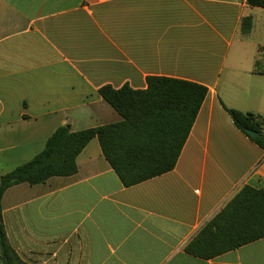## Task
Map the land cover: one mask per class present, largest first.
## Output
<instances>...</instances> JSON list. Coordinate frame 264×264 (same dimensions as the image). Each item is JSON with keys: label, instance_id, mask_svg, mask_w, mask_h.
Returning <instances> with one entry per match:
<instances>
[{"label": "crops", "instance_id": "1", "mask_svg": "<svg viewBox=\"0 0 264 264\" xmlns=\"http://www.w3.org/2000/svg\"><path fill=\"white\" fill-rule=\"evenodd\" d=\"M258 14L247 0H0V176L62 126L121 122L103 86L146 90L158 76L208 88L173 171L125 187L94 138L75 175L7 190L4 225L24 262L264 264V238L210 260L186 252L243 187L264 190V149L224 107L264 117Z\"/></svg>", "mask_w": 264, "mask_h": 264}, {"label": "trees", "instance_id": "2", "mask_svg": "<svg viewBox=\"0 0 264 264\" xmlns=\"http://www.w3.org/2000/svg\"><path fill=\"white\" fill-rule=\"evenodd\" d=\"M264 9V0H247ZM254 19H242L241 29L249 36ZM259 68V62H256ZM258 73L264 71L258 69ZM146 90L129 85L99 90L100 96L121 117L119 123L80 132L62 126L45 149L13 172L0 176V249L3 264H27L10 244L3 220L2 199L10 188L27 183H46L53 177L78 172L77 159L98 138L104 157L125 187H131L175 169L194 123L208 95L204 85L181 79L151 76ZM236 127L264 149V117L224 106ZM249 131L256 132L252 137ZM264 238V190L243 187L233 199L187 245L190 255L210 260Z\"/></svg>", "mask_w": 264, "mask_h": 264}, {"label": "rangeland", "instance_id": "3", "mask_svg": "<svg viewBox=\"0 0 264 264\" xmlns=\"http://www.w3.org/2000/svg\"><path fill=\"white\" fill-rule=\"evenodd\" d=\"M264 32V14H258V23L255 38H262V33Z\"/></svg>", "mask_w": 264, "mask_h": 264}, {"label": "water", "instance_id": "4", "mask_svg": "<svg viewBox=\"0 0 264 264\" xmlns=\"http://www.w3.org/2000/svg\"><path fill=\"white\" fill-rule=\"evenodd\" d=\"M249 134L252 136V137H256V132H254V131H249Z\"/></svg>", "mask_w": 264, "mask_h": 264}]
</instances>
